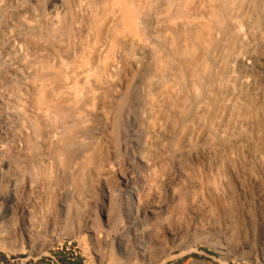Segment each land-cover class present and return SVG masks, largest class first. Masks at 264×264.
<instances>
[{
	"label": "bare ground",
	"instance_id": "6f19581e",
	"mask_svg": "<svg viewBox=\"0 0 264 264\" xmlns=\"http://www.w3.org/2000/svg\"><path fill=\"white\" fill-rule=\"evenodd\" d=\"M85 236L264 264V0H0V248Z\"/></svg>",
	"mask_w": 264,
	"mask_h": 264
},
{
	"label": "rangeland",
	"instance_id": "374dc122",
	"mask_svg": "<svg viewBox=\"0 0 264 264\" xmlns=\"http://www.w3.org/2000/svg\"><path fill=\"white\" fill-rule=\"evenodd\" d=\"M122 79H124V71L120 69L119 74ZM125 81V80H124ZM124 81H120L123 83ZM122 85L118 87L121 89ZM111 136V137H110ZM114 137L109 132H104L102 135V140L105 144L104 150H109L110 144L114 141ZM116 171L111 173V178L116 175ZM117 177V175H116ZM119 177V176H118ZM92 190L98 192L95 184L92 185ZM103 216H98L97 223L100 226H103ZM246 228V233L243 230ZM243 227L241 224L238 225L235 235L233 239L242 240L245 237L249 239L257 240L259 238V233L256 229H254L253 224L251 222H246V227ZM252 228V230H251ZM76 240V241H75ZM72 242L62 241L57 243L53 248H49L45 250L42 255L31 252L26 245L19 244V248L17 250H8L4 248H0V261L5 259V264H61L60 260L73 262L74 264H140L137 258L131 257L128 260L124 257L116 258V248L113 245L115 237L110 236L106 244L99 247L100 251V259L97 258V255L94 254V249L89 244L87 237H79ZM57 255H54L57 253ZM114 254V255H113ZM197 257H203L199 253H193ZM111 256V257H110ZM211 257H214L215 254L213 252L210 253ZM171 257V256H169ZM115 258V260H114ZM98 259V260H97ZM117 259V260H116ZM170 259V258H169ZM210 260V258H208ZM162 260L154 262V264H184L186 258L176 260L170 259L162 262ZM173 261V262H172ZM175 262V263H174ZM218 264V263H214Z\"/></svg>",
	"mask_w": 264,
	"mask_h": 264
},
{
	"label": "trees",
	"instance_id": "16d2710c",
	"mask_svg": "<svg viewBox=\"0 0 264 264\" xmlns=\"http://www.w3.org/2000/svg\"><path fill=\"white\" fill-rule=\"evenodd\" d=\"M58 254V252L57 253H55L54 255H57ZM61 261V264H74L73 262H69V261H64V260H60ZM6 263V261H5V259H3L2 258V260L0 261V264H5ZM78 264H80V263H78Z\"/></svg>",
	"mask_w": 264,
	"mask_h": 264
}]
</instances>
